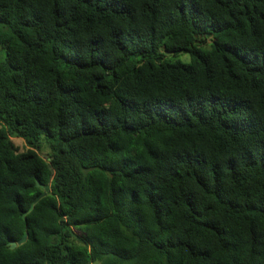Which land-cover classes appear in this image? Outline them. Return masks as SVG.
Listing matches in <instances>:
<instances>
[{"label": "trees", "instance_id": "16d2710c", "mask_svg": "<svg viewBox=\"0 0 264 264\" xmlns=\"http://www.w3.org/2000/svg\"><path fill=\"white\" fill-rule=\"evenodd\" d=\"M0 264H264V0H0Z\"/></svg>", "mask_w": 264, "mask_h": 264}, {"label": "water", "instance_id": "95a60500", "mask_svg": "<svg viewBox=\"0 0 264 264\" xmlns=\"http://www.w3.org/2000/svg\"><path fill=\"white\" fill-rule=\"evenodd\" d=\"M36 183H37L38 186H42V187H43V185H42L39 181H36ZM43 188H44L43 192H42L41 194H39V195L35 198V201H37V200H39L41 197H43V196L47 193V191L49 190V186H44ZM31 208H32V206H31ZM23 215H24V214H23ZM25 238H26V233L23 234V236H22L17 242H16V241H12V240L9 241V246H10L11 248H13V247L16 246L17 243H22V242L25 240Z\"/></svg>", "mask_w": 264, "mask_h": 264}, {"label": "rangeland", "instance_id": "374dc122", "mask_svg": "<svg viewBox=\"0 0 264 264\" xmlns=\"http://www.w3.org/2000/svg\"><path fill=\"white\" fill-rule=\"evenodd\" d=\"M206 42V41H205ZM180 58H182L183 60H188V55L187 54H182L179 56ZM14 144L19 148V150H23L25 148V143L21 138H12ZM25 234V233H24ZM23 236V235H22ZM26 239V238H25ZM11 241V240H10ZM18 241V240H17ZM16 241V242H17ZM24 242V241H23ZM20 244V243H17ZM16 244V245H17Z\"/></svg>", "mask_w": 264, "mask_h": 264}]
</instances>
